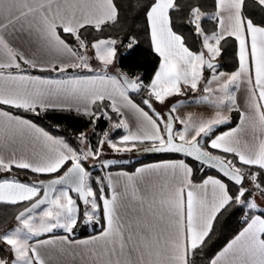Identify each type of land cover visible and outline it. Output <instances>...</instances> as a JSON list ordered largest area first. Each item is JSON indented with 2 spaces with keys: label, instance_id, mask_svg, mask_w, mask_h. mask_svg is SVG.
Listing matches in <instances>:
<instances>
[{
  "label": "snow or ice",
  "instance_id": "1",
  "mask_svg": "<svg viewBox=\"0 0 264 264\" xmlns=\"http://www.w3.org/2000/svg\"><path fill=\"white\" fill-rule=\"evenodd\" d=\"M0 206V264H264V0H0Z\"/></svg>",
  "mask_w": 264,
  "mask_h": 264
},
{
  "label": "trees",
  "instance_id": "2",
  "mask_svg": "<svg viewBox=\"0 0 264 264\" xmlns=\"http://www.w3.org/2000/svg\"><path fill=\"white\" fill-rule=\"evenodd\" d=\"M47 122L48 121H45V123ZM158 158H159V155L158 156L157 155H144V156H139L138 158L136 157L134 160H143V162L149 163V162H154ZM21 179H27V178L22 176ZM0 219H3L2 215H0ZM89 231H91V229H89Z\"/></svg>",
  "mask_w": 264,
  "mask_h": 264
},
{
  "label": "water",
  "instance_id": "3",
  "mask_svg": "<svg viewBox=\"0 0 264 264\" xmlns=\"http://www.w3.org/2000/svg\"><path fill=\"white\" fill-rule=\"evenodd\" d=\"M148 155H157L158 156L159 154H148Z\"/></svg>",
  "mask_w": 264,
  "mask_h": 264
},
{
  "label": "rangeland",
  "instance_id": "4",
  "mask_svg": "<svg viewBox=\"0 0 264 264\" xmlns=\"http://www.w3.org/2000/svg\"><path fill=\"white\" fill-rule=\"evenodd\" d=\"M137 158L139 157V156H136ZM136 157H133V159H135Z\"/></svg>",
  "mask_w": 264,
  "mask_h": 264
}]
</instances>
